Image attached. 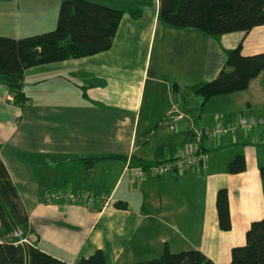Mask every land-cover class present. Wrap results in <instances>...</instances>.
Here are the masks:
<instances>
[{"label": "crops", "instance_id": "0c3cea01", "mask_svg": "<svg viewBox=\"0 0 264 264\" xmlns=\"http://www.w3.org/2000/svg\"><path fill=\"white\" fill-rule=\"evenodd\" d=\"M97 1L125 10L142 2L143 13L138 19L125 13L108 51L28 69L22 101L17 90L0 83V158L29 216V243L68 264L98 250L108 264L144 262L161 257L166 246L230 264L233 248L245 245L251 224L264 217V128L202 140L207 161L184 174L132 179L126 166L159 163L192 149L198 143L192 124L202 129L264 117V72L247 90L207 102L191 91L218 77L226 50L243 43L245 56L264 53V25L214 38L166 25L160 0ZM62 2L15 0L0 14L21 15L30 26L52 10L58 23ZM179 115L176 132L171 127ZM98 155L122 159L92 166L75 160ZM237 155L245 157L247 169L230 174L228 164ZM222 188L229 193L230 231L219 228ZM63 191L103 201L90 206L49 199Z\"/></svg>", "mask_w": 264, "mask_h": 264}, {"label": "trees", "instance_id": "16d2710c", "mask_svg": "<svg viewBox=\"0 0 264 264\" xmlns=\"http://www.w3.org/2000/svg\"><path fill=\"white\" fill-rule=\"evenodd\" d=\"M142 5L138 2L125 10L95 0H63L54 30L20 39L0 36V83L17 90L18 101L24 100L22 87L28 69L110 50L125 13L138 19L143 13ZM160 18L169 27L196 29L214 38L235 32L248 33L264 25V0H160ZM226 56L225 66L216 79L191 87L204 102L216 96L245 91L264 72V53L245 56L243 43L226 50ZM118 159L122 157L98 155L75 160L81 165L92 166L99 161ZM246 169L243 155H237L228 164L230 174H240ZM260 171L264 180V166ZM216 206L219 228L230 231L232 218L226 188L219 190ZM29 233V216L0 158V264H68L35 244L22 242L28 239ZM79 264L108 262L104 252L98 250ZM133 264L214 263L198 250L172 253L166 246L161 257ZM230 264H264V217L251 224L246 244L233 248Z\"/></svg>", "mask_w": 264, "mask_h": 264}, {"label": "built area", "instance_id": "2783aa9c", "mask_svg": "<svg viewBox=\"0 0 264 264\" xmlns=\"http://www.w3.org/2000/svg\"><path fill=\"white\" fill-rule=\"evenodd\" d=\"M182 119V115L176 116L171 129L176 132L179 131V122ZM190 128L198 139V143L192 149L183 150L172 158L151 165L131 166L128 164L126 172L132 179L157 178L171 173L184 174L186 171L199 167L207 161V154L200 143L202 140H219L222 136L236 135L238 132L255 133L264 128V117H242L238 121L230 123L218 121L212 126L202 129H197L192 124ZM49 199L54 202L64 201L65 203L87 204L90 206L103 201L102 197L88 192L73 193L69 191L52 193ZM22 242L29 243V239H24Z\"/></svg>", "mask_w": 264, "mask_h": 264}, {"label": "rangeland", "instance_id": "374dc122", "mask_svg": "<svg viewBox=\"0 0 264 264\" xmlns=\"http://www.w3.org/2000/svg\"><path fill=\"white\" fill-rule=\"evenodd\" d=\"M97 1V0H95ZM99 2V1H98ZM15 0H0V8H7L14 5ZM2 4V5H1ZM61 9V4H60ZM53 11H49L43 17H37L32 23V25H24L21 23L22 16H16L11 12L0 14V36L13 37L20 35V37H25L28 35H35L45 31H51L57 27L56 15H53ZM263 159V158H262ZM264 165V160H261ZM19 235V234H18Z\"/></svg>", "mask_w": 264, "mask_h": 264}, {"label": "water", "instance_id": "95a60500", "mask_svg": "<svg viewBox=\"0 0 264 264\" xmlns=\"http://www.w3.org/2000/svg\"><path fill=\"white\" fill-rule=\"evenodd\" d=\"M10 219H11V222H12V224H13V226H14V228L18 231V229H17V226H16V224H15V222L13 221V219L10 217ZM19 233V232H18Z\"/></svg>", "mask_w": 264, "mask_h": 264}]
</instances>
